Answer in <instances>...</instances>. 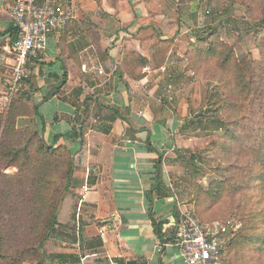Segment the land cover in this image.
<instances>
[{"label": "crops", "instance_id": "crops-1", "mask_svg": "<svg viewBox=\"0 0 264 264\" xmlns=\"http://www.w3.org/2000/svg\"><path fill=\"white\" fill-rule=\"evenodd\" d=\"M57 1L69 19L28 60L38 116L21 121L46 143L78 131L77 139L58 141L73 154L76 185L59 205L42 264H186L172 240L181 209L192 208V194L188 180H177L172 170L187 151L177 150L169 114H161L174 101L164 82L176 89L160 74L170 68L146 67L139 81L117 78L126 51L142 53L139 40L152 30L128 29L140 7L130 0ZM16 2L0 0V54L13 44ZM6 61L0 65V112L8 110L15 89L13 61ZM85 97L89 107L80 104Z\"/></svg>", "mask_w": 264, "mask_h": 264}, {"label": "trees", "instance_id": "trees-1", "mask_svg": "<svg viewBox=\"0 0 264 264\" xmlns=\"http://www.w3.org/2000/svg\"><path fill=\"white\" fill-rule=\"evenodd\" d=\"M232 1L233 5L240 4L249 13L252 8L259 9L264 16V6L253 3L258 0ZM135 24L139 30L151 29L152 34L139 40L142 53L126 51L117 72L118 79L126 76L139 81L144 78L146 67L150 70L161 68L173 44L174 38H164L155 22L134 18L131 26ZM248 28L249 31H257L261 61H254L250 55L237 61L233 50L216 38L217 30L213 28H209V32L196 33L195 43L186 52L192 68L197 70L203 63L221 75L213 79L220 83L222 94L229 98L223 77L228 73L227 77L231 78L227 79L229 85L232 82L239 85L242 97L239 101L233 97L224 106L225 111L227 108L238 110L240 117H232L228 113L226 123L214 122L217 123L216 129L226 132V136L214 144L215 155L222 159L224 153L233 154L232 161L224 165L223 181L213 182L210 189L200 191L195 199L194 217L200 224L206 222L199 219L218 203H223L224 213L234 210L233 219L242 223L234 236L221 246L231 256L228 264H232L236 254H248L247 262L253 264L257 259L255 253L259 252V264H264V206L251 209L252 193L258 194L257 198L264 194V20ZM16 37L14 28L13 42ZM37 91L34 76L18 81L8 110L0 112V264H42L45 245L57 225L59 205L63 196L76 185L73 154L68 146L58 144V141L63 138L73 141L77 139L78 131L74 129L72 133L55 135L50 143H46L35 128L21 121L38 116L37 107L32 103V96ZM61 99L78 107L64 96ZM87 100L85 97L81 106L89 107ZM200 113L192 123H200ZM85 130L83 125L81 136ZM196 157L195 153H189L188 163L193 164ZM12 169L14 172L7 173ZM230 218L225 221H230Z\"/></svg>", "mask_w": 264, "mask_h": 264}, {"label": "rangeland", "instance_id": "rangeland-1", "mask_svg": "<svg viewBox=\"0 0 264 264\" xmlns=\"http://www.w3.org/2000/svg\"><path fill=\"white\" fill-rule=\"evenodd\" d=\"M130 2L140 6L136 9L138 13L134 16L138 21L146 19L155 22L164 38H174L164 62V65L167 63L170 69L160 74H163L162 77L165 76L176 90L165 87L164 82L163 90L166 95L172 96L174 101L172 105L167 106L169 109H165L161 114L163 112L169 114L172 121H169L170 119L167 121L169 135L171 140H176L174 144L177 150H186L197 155L194 163L190 165L189 153H186L183 161L173 164L175 166L172 170L177 180H188L192 194L190 198L192 208L189 209L196 216L195 199L198 193L210 189L209 186L213 182L223 181L224 165L232 161L231 152L224 153L222 159L214 153V144L226 136L225 131L215 128L217 123L214 122L226 123L228 113L232 117H240L238 110L227 108L225 111L224 106L229 99L234 97L239 101L242 97L238 89L239 85L233 82L229 85L228 73L223 77L228 87L229 98L222 94L220 83L213 79L220 78L221 75L216 74L212 66L207 67L203 63H200L201 66L197 70L192 68L186 52L190 50L189 46L195 43L196 33L207 32L209 28H213L217 30L216 38L233 50V56L237 61H242L246 55H250L254 61H261V50L257 47V31L254 29L249 31L248 27L254 26L261 19L264 20V16L259 9L252 8V12L249 13L240 4L233 5L232 0H151L147 3L143 0H130ZM253 3L255 6H264L262 0ZM134 27L137 32L139 29L136 24L128 29L133 31ZM177 53H180L182 57H178ZM169 70L172 71L169 72ZM200 111L202 114L200 123H192ZM9 172H14V169L7 171ZM252 194L254 195L251 199V209L263 207L264 194L261 198H257L258 194L255 195V192ZM261 200L263 201L259 204ZM231 212L232 210L229 209L227 213H224L223 203H218L197 219L206 223L224 222L229 227L239 226V228L235 227L238 231L242 223L233 219L236 212L234 210ZM226 218H230V221H225ZM242 255L236 254L232 264H248V254ZM255 255L257 259L253 264H259L261 253H255ZM230 258L226 251L221 264L230 263Z\"/></svg>", "mask_w": 264, "mask_h": 264}, {"label": "built area", "instance_id": "built-area-1", "mask_svg": "<svg viewBox=\"0 0 264 264\" xmlns=\"http://www.w3.org/2000/svg\"><path fill=\"white\" fill-rule=\"evenodd\" d=\"M16 40L10 48L0 54V65L12 59V82L27 79L30 75L27 63L41 50L50 34L67 25L69 16L57 0H17L10 11ZM130 143V142H128ZM81 204H78L80 209ZM239 226L229 227L224 222L200 224L188 209H181L177 228L173 236L186 264H221L226 251L222 244L234 235ZM103 238V229L99 230Z\"/></svg>", "mask_w": 264, "mask_h": 264}]
</instances>
